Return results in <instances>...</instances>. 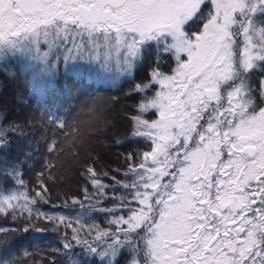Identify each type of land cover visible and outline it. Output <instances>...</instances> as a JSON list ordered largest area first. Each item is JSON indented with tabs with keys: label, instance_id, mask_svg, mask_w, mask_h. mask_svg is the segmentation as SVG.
<instances>
[{
	"label": "snow or ice",
	"instance_id": "6c2138e0",
	"mask_svg": "<svg viewBox=\"0 0 264 264\" xmlns=\"http://www.w3.org/2000/svg\"><path fill=\"white\" fill-rule=\"evenodd\" d=\"M145 64L149 78L126 93L139 94L136 114L115 143L142 139L149 150L127 153L124 179L111 184L86 167L93 191L64 200L72 215L42 210L51 200L42 178L55 183L56 165L46 161L39 190H29L26 161L7 156L24 126L0 111V215L21 220L20 232L58 234L48 264L56 255L65 264H264V0H0V72L31 85L74 155L79 126L47 99L57 76L97 66L116 85ZM45 148L67 154L56 139ZM94 213L110 216L108 226ZM41 220L52 227H36ZM10 231L0 227V264H20Z\"/></svg>",
	"mask_w": 264,
	"mask_h": 264
},
{
	"label": "trees",
	"instance_id": "16d2710c",
	"mask_svg": "<svg viewBox=\"0 0 264 264\" xmlns=\"http://www.w3.org/2000/svg\"><path fill=\"white\" fill-rule=\"evenodd\" d=\"M174 66L173 62L172 67ZM149 70V64H145L133 77H139V81L123 79L122 82L113 87V90H109L110 87L108 86L103 87V90L102 88H90L93 87L90 84L92 81L85 77V73L80 76H72L61 71L49 89L47 98L53 113L69 124L72 123L71 120L74 117L76 120L90 123L85 138L79 133L82 127L79 128L78 133H72L75 139L73 149L75 155L69 151L73 141L69 140L64 143L66 138L62 135V130L47 122V114L43 113L38 99L30 95L31 85L27 84L21 76H16L13 79L0 72V111L8 114L9 121H15L24 126V134L14 137L15 142L7 153L9 162L26 161L22 167V173L29 190H39L37 174L44 170L46 161H51L56 165V168L51 172L55 183L48 179V172H45L42 178L51 194L50 203L42 205V210L72 215L73 213L69 212L68 209L63 208L64 200L67 199L71 203L72 197L83 199L82 188L84 186H88L90 192L93 191L85 179L86 167L93 166L98 173H101V178L105 183L111 184L110 178L113 175L117 176L118 179H124L123 172L127 168V161L124 157L127 153L133 149L149 150L147 142L142 139L139 143L127 141L121 144L115 143L116 139L128 134L131 121L127 116L136 114V105L139 102V94L126 95V93L133 87V83L145 82L149 78ZM165 71H168L167 67H165ZM96 74L98 75V71ZM258 79V76L253 77L254 81H258ZM107 81L111 82L110 79L106 78L108 84ZM104 90L107 91L102 93ZM107 95L109 96L108 103L104 100ZM69 102H73L74 105H71V108L67 107V112H62V109L59 110L65 104L69 106ZM85 102L88 103V108L92 111L84 107ZM152 114L147 112L143 114V117L152 120L154 119ZM46 139H56L67 154L62 153L57 159L48 153L45 148ZM34 148L38 151L31 159L24 155L25 152L33 153ZM115 169H120L121 172L117 173ZM103 173L108 175L104 176ZM84 203L87 205L88 201H84ZM52 204L58 207L52 208ZM106 206L111 207L112 205ZM73 208L78 209L79 206L73 205ZM93 215L101 227L108 226L110 216H106L104 213H94ZM22 223L19 219L13 221L10 217L0 215V227L11 229L7 238L11 242L13 254L20 261V264H48L47 256L51 252V248L59 246L56 243L58 234L51 231L35 232L31 225H25L29 228L27 233L17 231L16 229ZM36 227L50 229L52 225L41 220L37 221ZM25 251L31 255L25 256ZM54 258L56 264H65L63 256L56 255ZM91 264H97V261L93 260Z\"/></svg>",
	"mask_w": 264,
	"mask_h": 264
},
{
	"label": "rangeland",
	"instance_id": "374dc122",
	"mask_svg": "<svg viewBox=\"0 0 264 264\" xmlns=\"http://www.w3.org/2000/svg\"><path fill=\"white\" fill-rule=\"evenodd\" d=\"M99 69V70H98ZM90 70H92V71H90ZM88 72H85V77L86 78H90L89 80L90 81H92V83H90L91 85H93V87L91 86L90 88H93V89H101L102 88V90H103V87H106V86H108V87H110V89L109 90H113V87L114 86H116V85H118L120 82H122V80L123 79H126V78H124V77H121L120 78V81H119V83L118 84H116V85H113L111 82H109V81H107V82H109L108 84H112V85H108L107 83H106V78H108V80L110 79V81H111V77L114 75V73H109V72H106L105 70H103V69H101V68H99V67H97V66H92V69H90ZM94 71V72H93ZM97 71H98V75L96 74L97 73ZM138 78L139 77H135V78H127V79H129L128 81H130V80H134V81H139L138 80ZM136 83H138V82H136ZM107 90H104V91H102V93H105ZM107 98V99H106ZM112 98V97H111ZM109 96L107 95V96H105L104 97V100L106 101V103H108L109 102ZM108 100V101H107ZM69 104V106H66V104L65 105H63V107L62 108H60L59 110H61L62 109V112H67L68 110H67V107H70L71 108V105L73 106L74 105V103L73 102H69L68 103ZM60 106H62V105H60ZM70 111H71V109L69 110V113H70ZM61 112V111H60ZM154 112V110L153 111H150V113L152 114ZM146 114V113H145ZM152 116L154 117V119L156 118V116L154 115V114H152ZM71 117H73V116H71ZM144 118V117H143ZM144 119H146V118H144ZM72 121V123L73 122H76L77 123V125L79 126V128H81L82 127V129H81V131L79 132L80 134H82V135H84V138L86 137V131H88V128L90 127V123L89 122H86V121H82V120H76L75 119V117L71 120Z\"/></svg>",
	"mask_w": 264,
	"mask_h": 264
}]
</instances>
